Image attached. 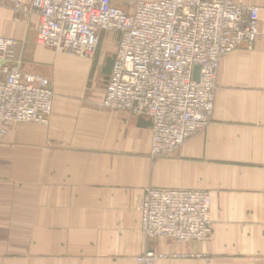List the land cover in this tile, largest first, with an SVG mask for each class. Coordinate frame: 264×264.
Returning <instances> with one entry per match:
<instances>
[{
    "label": "crops",
    "instance_id": "obj_1",
    "mask_svg": "<svg viewBox=\"0 0 264 264\" xmlns=\"http://www.w3.org/2000/svg\"><path fill=\"white\" fill-rule=\"evenodd\" d=\"M31 1L0 0V37L17 41L22 70L49 66L54 96L46 123L1 125L0 264H134L146 249L168 255L152 264H264V0H235L258 8L259 35L221 58L205 130L160 158L150 126L101 105L115 34L88 83L87 58L37 45ZM148 187L208 191V240L148 241L138 211Z\"/></svg>",
    "mask_w": 264,
    "mask_h": 264
},
{
    "label": "built area",
    "instance_id": "obj_2",
    "mask_svg": "<svg viewBox=\"0 0 264 264\" xmlns=\"http://www.w3.org/2000/svg\"><path fill=\"white\" fill-rule=\"evenodd\" d=\"M128 5L32 0L29 9L37 16V45L57 52L91 58L101 36L115 34V60L101 105L149 119L150 155L160 158L205 130L220 59L241 45L253 46L259 35L258 8L235 0H138ZM16 45L14 38L0 37V134L7 122L46 123L52 108L49 78L22 70L20 61L13 60ZM138 211L147 240L201 242L211 233L206 190L148 187ZM161 255L146 249L134 264H152Z\"/></svg>",
    "mask_w": 264,
    "mask_h": 264
},
{
    "label": "rangeland",
    "instance_id": "obj_3",
    "mask_svg": "<svg viewBox=\"0 0 264 264\" xmlns=\"http://www.w3.org/2000/svg\"><path fill=\"white\" fill-rule=\"evenodd\" d=\"M135 1H138V0H112V3L113 4H115V5H117V6H119V7H124V8H126V6L127 7H129V3H133V2H135ZM131 6V5H130ZM106 34L104 33L102 36H101V39H100V41H99V43H98V46L96 47V50H95V52H94V55L91 57V58H87V60H88V62H89V71H88V83H90V80H91V78H92V76H93V74H94V71H95V68H96V66H97V57H98V49H99V47H100V43L101 42H103V39H104V36H105ZM111 44V43H110ZM44 48H50V47H44ZM109 49L112 51V52H114V50H115V45H114V43L113 44H111L110 46H109ZM51 50V49H50ZM58 53H60V54H66V55H69V56H67V57H72V58H85V57H81V56H79V55H74V54H69V53H67V52H58ZM49 66H38L36 69V72H38V73H41V74H43V75H45V76H47L48 78H50L51 76H50V71H49ZM45 73V74H44ZM102 101H103V99H102ZM102 101H101V103H102ZM5 132V131H4ZM4 132L2 133V134H0V138L3 136V134H4ZM211 231H212V224H211ZM211 234V233H210ZM148 241H153V239L152 240H148ZM161 255V254H160ZM181 256H175V254H171L170 256H175V257H186V256H188V255H185V254H180ZM168 256V255H167Z\"/></svg>",
    "mask_w": 264,
    "mask_h": 264
},
{
    "label": "water",
    "instance_id": "obj_4",
    "mask_svg": "<svg viewBox=\"0 0 264 264\" xmlns=\"http://www.w3.org/2000/svg\"><path fill=\"white\" fill-rule=\"evenodd\" d=\"M114 60H115V53L108 54L104 58V62L102 64V66L100 67V74H101L102 82L104 85L107 83V80H108L109 75L111 73V69H112ZM198 72H199V66L196 65L194 67V72H193L195 80H198ZM138 121H139V124H141L143 126H151V121L149 119L144 118V117H138Z\"/></svg>",
    "mask_w": 264,
    "mask_h": 264
},
{
    "label": "bare ground",
    "instance_id": "obj_5",
    "mask_svg": "<svg viewBox=\"0 0 264 264\" xmlns=\"http://www.w3.org/2000/svg\"><path fill=\"white\" fill-rule=\"evenodd\" d=\"M221 60V59H220ZM218 67H219V65H218ZM218 70V69H217ZM215 93V92H214ZM213 105H214V103H213ZM212 111H213V109H212ZM8 123V122H7ZM12 123H16V122H12ZM2 127V126H1ZM5 131V130H4ZM209 197H210V195H209ZM211 220V219H210ZM168 239V238H167ZM178 243H184V242H178ZM158 257V256H157ZM135 263V262H134Z\"/></svg>",
    "mask_w": 264,
    "mask_h": 264
}]
</instances>
